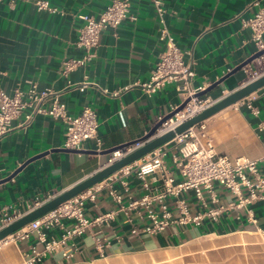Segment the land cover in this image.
Segmentation results:
<instances>
[{"label":"crops","instance_id":"crops-1","mask_svg":"<svg viewBox=\"0 0 264 264\" xmlns=\"http://www.w3.org/2000/svg\"><path fill=\"white\" fill-rule=\"evenodd\" d=\"M36 1L0 0V90L11 94L16 87L26 90L32 82L38 90L55 93L70 115L90 106L97 115L99 144L88 139L78 151L65 150L64 124L39 115L26 125L24 112L28 109H25L12 120V129L0 136V220L4 214H24L119 157V153L106 152L139 141L158 116L168 114L183 100V93L174 83L165 84L153 94H146L140 87L149 78L163 49L150 0H130L129 13L135 19L127 17L115 29H103L94 56L66 76L59 72L60 61L78 59L84 53L76 46L83 16H98L110 0H44L56 11L38 9ZM164 3L170 31L193 72L189 79L191 90L198 92L210 86L257 51L250 29L243 27L241 21L263 8L264 0H164ZM262 62L253 59L247 65L258 70ZM247 79L250 77L241 68L199 98L211 102ZM246 101L258 108V117L245 107ZM258 119H264V86L190 127L191 136L183 140L175 137L163 144L167 150L164 162L174 177L180 179L171 155L193 136L202 145L209 140L218 153L230 159H257L263 153L264 141L255 129ZM42 153L45 154L39 156ZM36 156L39 157L33 159ZM112 178L111 174L98 183L100 189L94 200L85 202V216L92 218L115 206L107 192V183ZM127 179L128 192L116 180L112 182L124 200L129 196L138 198L142 192L140 182L133 173ZM215 191L223 204L234 199L219 186H215ZM185 196L192 213L203 210L191 191ZM206 200L209 202L207 196ZM250 207L254 222L243 217L239 210L227 209L216 220L204 218L199 225H170L155 235L130 234L131 225L118 214L109 224L95 225L75 238L78 250L71 258L53 253L33 264H152L160 251L190 246L203 236L264 233L262 202H254ZM65 224L68 226L69 220ZM47 233L48 237H56L60 230L52 228ZM95 235L108 243L99 248L93 239ZM32 245L40 247L35 234L19 239L12 233L0 241V264H28Z\"/></svg>","mask_w":264,"mask_h":264},{"label":"built area","instance_id":"built-area-1","mask_svg":"<svg viewBox=\"0 0 264 264\" xmlns=\"http://www.w3.org/2000/svg\"><path fill=\"white\" fill-rule=\"evenodd\" d=\"M150 1L159 24V39L163 43V49L149 78L142 82L140 87L146 94H153L165 84L174 83L175 88L183 93V100L189 98L180 111L158 127L157 132L161 133L196 114L210 102L193 97L196 90H191L189 87V79L193 76V72L184 62L183 51L170 31L164 0ZM35 4L38 9L56 11L55 7L44 0H38ZM129 9L130 0H110L98 16H83L84 24L78 30L76 46L84 53L78 59H62L60 74L66 76L69 71L84 65L94 56L98 37L103 29L108 27L115 29L127 17L134 20L135 16L129 13ZM241 23L243 27L250 29L256 50H263L264 7L258 8L251 17L243 19ZM256 59L264 61V53ZM242 68L250 79L260 74L258 70H253L248 65ZM29 83L26 90L16 87L11 94L0 90V136L11 130L12 120L28 109L24 112L26 125L39 115L50 116L64 124L62 146L65 149L78 150L82 142L88 139L94 140L96 145L99 144L98 120L93 108L84 106L77 115H70L55 93L50 90H38L34 83ZM81 85H85V82ZM103 92L106 93L107 90L104 89ZM116 94L117 92H112V95ZM244 105L252 115L258 117L257 107L249 101ZM162 117L158 116L156 122ZM255 129L259 136L264 138V119H258ZM189 136H191L190 128L176 138L183 140ZM113 153L122 155L120 151ZM166 155L167 150L161 145L144 155L139 163L134 161L113 173V178L107 183L108 195L115 203L112 209L92 218L85 216V202L94 200L95 192L100 189L97 183L17 230L15 238L24 239L35 234L36 241L40 244L39 248L32 245L28 264L40 262L46 255L53 253L71 258L78 250L75 238L95 225L109 224L118 214H122L124 222L131 225L130 234L155 235L163 232L170 225L190 223L199 225L204 218L216 220L227 209L239 210L243 217L254 222V213L250 205L260 201L264 209V141L263 153L259 158L230 159L227 155L218 153L209 140L202 145L193 136L192 139L185 140L177 152L171 155V160L181 176L180 179H176L173 172L167 168L164 162ZM130 173H133L140 182L142 192L138 198L129 196L124 200L122 193L112 181L116 180L122 190L128 192L130 186L127 176ZM215 186L226 190L234 196V199L226 204L220 202ZM189 191L199 200L203 207L202 211L196 213L190 211L185 196ZM19 216L18 213L4 214L0 220V227ZM65 220H69L68 226ZM135 220H139L140 223L136 224ZM52 228H58L60 234L56 237H48L47 232ZM93 239L99 248L108 243L98 235Z\"/></svg>","mask_w":264,"mask_h":264},{"label":"water","instance_id":"water-1","mask_svg":"<svg viewBox=\"0 0 264 264\" xmlns=\"http://www.w3.org/2000/svg\"><path fill=\"white\" fill-rule=\"evenodd\" d=\"M263 53H264V49L256 51L247 60L237 65L231 72H228L225 76H223L222 78L211 84L210 86L196 92L193 95V97L199 98L204 96L213 87H215L217 84L223 81L228 75L241 69L244 65H247L250 61L258 58ZM263 86H264V71H262L258 76L254 78L245 80L242 85L238 86L234 90H231L227 94L222 95L219 98L211 101L210 103L205 105L199 112L192 115L188 119L182 121L175 127L168 129L164 132L158 133L157 132L158 127H160V125L165 120L169 119L176 112L180 111L184 107L186 102L189 100V98L182 100V102L176 108H174L168 114L164 115L161 120L157 121L139 141H134L129 144H122L106 152V153H113L115 151H120L122 152V155L108 162L106 165L102 166L101 168H99L98 170H96L95 172H93L83 180L67 188L66 190H63L59 194L53 196L52 198L28 210L24 214L20 215L18 218L1 226L0 241L4 240L12 233L16 232L23 226L39 218L40 216L44 215L45 213L49 212L50 210L54 209L55 207L59 206L65 201L69 200L70 198L78 195L79 193L83 192L89 187H92L93 185L104 180L106 177L120 170L124 166L140 159L141 157L148 154L155 148L169 142L170 140L174 139L177 135H180L181 133H183L190 127L194 126L195 124L205 120L206 118L217 113L218 111L237 103L241 99L245 98L246 96L250 95L251 93H253L254 91H256L257 89ZM129 145H134V146L130 148ZM65 150L78 151V150H70V149H65ZM43 154L45 153H42L39 156ZM39 156H36L33 159ZM15 173L16 172L12 173L8 178H6V180L11 178Z\"/></svg>","mask_w":264,"mask_h":264},{"label":"rangeland","instance_id":"rangeland-1","mask_svg":"<svg viewBox=\"0 0 264 264\" xmlns=\"http://www.w3.org/2000/svg\"><path fill=\"white\" fill-rule=\"evenodd\" d=\"M258 71H264V62ZM157 257L152 264H264V233L203 236L190 246L162 250Z\"/></svg>","mask_w":264,"mask_h":264}]
</instances>
